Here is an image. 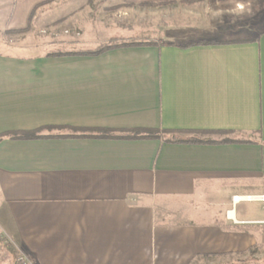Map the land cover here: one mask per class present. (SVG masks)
I'll use <instances>...</instances> for the list:
<instances>
[{"label":"crops","instance_id":"1","mask_svg":"<svg viewBox=\"0 0 264 264\" xmlns=\"http://www.w3.org/2000/svg\"><path fill=\"white\" fill-rule=\"evenodd\" d=\"M64 1L0 0V33ZM260 1L126 0L158 45L76 54L127 35L67 14L63 55L0 53L1 239L28 264L227 263L261 242L264 203L233 205L264 193Z\"/></svg>","mask_w":264,"mask_h":264},{"label":"rangeland","instance_id":"2","mask_svg":"<svg viewBox=\"0 0 264 264\" xmlns=\"http://www.w3.org/2000/svg\"><path fill=\"white\" fill-rule=\"evenodd\" d=\"M125 1L126 0H66L58 6L54 5L55 7L52 6L50 8V12H48V22L47 20H42L40 24L33 25V27L29 26V28L21 31L0 33V53H15L19 54L24 59L34 56L46 57L50 53H62V50L69 47L68 45L62 44L61 38V34L66 30L62 26V16L67 14L75 18L73 24L68 23L64 25V27L70 30L71 34L75 33L76 35L78 30L85 33L87 30L89 31L90 27L96 28L98 22L101 24V27L107 28L111 25L110 22H112V25L123 30V33L126 34L127 37L112 38L107 42L113 39L138 43L156 41L152 39V36L146 37L145 32L141 34L140 30L143 29L142 27L145 25L149 26V23H147V21L142 22L140 17L129 14V3ZM260 2L264 5V0ZM262 11L264 15V8ZM148 21L151 22L152 19ZM87 23L90 24L87 25L85 29ZM129 34L134 35L129 37ZM93 49H86L83 51ZM251 208L252 207L249 209ZM261 234V242L259 241L257 244L249 247L245 252L239 253L238 255H231L229 262L219 263L213 259V261L207 260L205 264H264V232ZM0 257H2L7 264H21L18 263L17 260L15 261L13 255L5 250L1 236ZM199 264L202 263L199 261Z\"/></svg>","mask_w":264,"mask_h":264},{"label":"trees","instance_id":"3","mask_svg":"<svg viewBox=\"0 0 264 264\" xmlns=\"http://www.w3.org/2000/svg\"><path fill=\"white\" fill-rule=\"evenodd\" d=\"M159 43L156 41H147V42H126V41H119V40H111L109 42L103 43L98 46L96 49L82 51L76 54L81 55H97L101 54L105 51L125 47V46H138V45H158ZM63 55L62 53H50L48 56H57ZM133 135H129L130 138H160V131L157 129H137ZM106 136L105 134H103ZM3 136H11L12 138L16 139H33L41 137L38 135V131H27V132H18V133H5ZM99 136V135H96ZM103 136V137H104ZM175 141V140H174ZM3 247L6 251L13 255L14 259H18L19 252L16 247L7 240H2Z\"/></svg>","mask_w":264,"mask_h":264},{"label":"built area","instance_id":"4","mask_svg":"<svg viewBox=\"0 0 264 264\" xmlns=\"http://www.w3.org/2000/svg\"><path fill=\"white\" fill-rule=\"evenodd\" d=\"M241 202H258L264 203V193H252V194H238L233 196V205H237ZM228 217L233 221H236L234 208L228 211ZM18 263L28 264V259L25 255H20L17 259Z\"/></svg>","mask_w":264,"mask_h":264}]
</instances>
